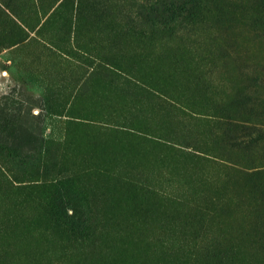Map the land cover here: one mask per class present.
<instances>
[{"label": "rangeland", "instance_id": "obj_1", "mask_svg": "<svg viewBox=\"0 0 264 264\" xmlns=\"http://www.w3.org/2000/svg\"><path fill=\"white\" fill-rule=\"evenodd\" d=\"M0 264H264V0H0Z\"/></svg>", "mask_w": 264, "mask_h": 264}]
</instances>
